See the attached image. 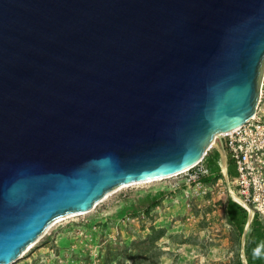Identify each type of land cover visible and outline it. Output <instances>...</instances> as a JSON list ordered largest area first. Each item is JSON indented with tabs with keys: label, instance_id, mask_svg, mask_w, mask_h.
I'll list each match as a JSON object with an SVG mask.
<instances>
[{
	"label": "water",
	"instance_id": "1",
	"mask_svg": "<svg viewBox=\"0 0 264 264\" xmlns=\"http://www.w3.org/2000/svg\"><path fill=\"white\" fill-rule=\"evenodd\" d=\"M263 77L264 0H0V264L123 185L226 153Z\"/></svg>",
	"mask_w": 264,
	"mask_h": 264
},
{
	"label": "rangeland",
	"instance_id": "2",
	"mask_svg": "<svg viewBox=\"0 0 264 264\" xmlns=\"http://www.w3.org/2000/svg\"><path fill=\"white\" fill-rule=\"evenodd\" d=\"M226 156L215 141L208 174L184 171L110 194L53 225L13 264H244L252 220L245 231L248 212L242 229L228 215Z\"/></svg>",
	"mask_w": 264,
	"mask_h": 264
},
{
	"label": "built area",
	"instance_id": "3",
	"mask_svg": "<svg viewBox=\"0 0 264 264\" xmlns=\"http://www.w3.org/2000/svg\"><path fill=\"white\" fill-rule=\"evenodd\" d=\"M222 139L229 158L226 156V171L222 165L221 169L230 195L239 196L243 202L238 203L248 214L254 217L257 213L264 223V77L255 114L245 124L223 134ZM209 153L186 171H192L196 178L208 174L205 159ZM228 159L235 165V175L228 172Z\"/></svg>",
	"mask_w": 264,
	"mask_h": 264
},
{
	"label": "trees",
	"instance_id": "4",
	"mask_svg": "<svg viewBox=\"0 0 264 264\" xmlns=\"http://www.w3.org/2000/svg\"><path fill=\"white\" fill-rule=\"evenodd\" d=\"M228 162L229 174L235 175V173L232 174L230 172L231 159H228ZM243 211L247 213L244 207L236 203L233 199H230L228 215L235 225L241 229L244 228L243 226L246 220V216L242 213ZM262 246H264V223L256 213L252 219L251 230L245 246L248 264H264V249H260Z\"/></svg>",
	"mask_w": 264,
	"mask_h": 264
},
{
	"label": "bare ground",
	"instance_id": "5",
	"mask_svg": "<svg viewBox=\"0 0 264 264\" xmlns=\"http://www.w3.org/2000/svg\"><path fill=\"white\" fill-rule=\"evenodd\" d=\"M233 130H234V129H233ZM233 130L226 131V132H222L221 135L226 134V133H228V132H231V131H233ZM213 144H214V142H213ZM212 146H213V145H212ZM221 165L223 166L224 170L226 171L227 166H226V163H225L223 160H222V162H221ZM186 170H187V169H185V170H183V171H181V172H184V171H186ZM181 172H179V173H181ZM174 175H176V174H174ZM171 176H173V175H171ZM159 179H162V178H159ZM153 180H158V179H153ZM153 180H147V181L135 182V183L130 184V185H123V186L117 188L116 190H114L113 192H111L110 194H112V193H114V192H116V191H118V190H120V189H122V188H124V187H128V186H131V185H134V184H138V183H146V182H150V181H153ZM110 194H109V195H110ZM109 195H108V196H109ZM108 196H107V197H108ZM233 198H234L237 202H239V203H242V202H243V201L240 199V197L237 196L236 194L233 195ZM84 213H86V212H84ZM79 214H83V213H75V214H71V215H68V216H65V217H63V218H60V219L56 220L53 224L50 225V227L48 228V230H49L53 225H55L56 223H58L59 221H61V220H63V219H66V218H69V217H72V216H75V215H79ZM48 230H47V231H48ZM32 247H33V246H31V247L29 248V250H30Z\"/></svg>",
	"mask_w": 264,
	"mask_h": 264
}]
</instances>
